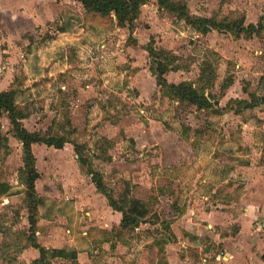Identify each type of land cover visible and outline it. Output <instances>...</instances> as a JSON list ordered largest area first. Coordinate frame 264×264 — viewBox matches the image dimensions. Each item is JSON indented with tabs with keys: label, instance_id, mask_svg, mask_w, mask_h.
I'll return each instance as SVG.
<instances>
[{
	"label": "rangeland",
	"instance_id": "374dc122",
	"mask_svg": "<svg viewBox=\"0 0 264 264\" xmlns=\"http://www.w3.org/2000/svg\"><path fill=\"white\" fill-rule=\"evenodd\" d=\"M183 1L211 23L264 18V0ZM5 7L0 90L23 91L22 125L83 144L111 194L129 188L151 213L123 228L73 143L33 145L37 223L24 192L0 199V264H228L236 246L241 264H264V30H199L158 0L140 7L133 28L79 0H0ZM148 46L173 56L169 83L192 84L214 105L180 102L158 85ZM1 123L0 182L22 191V144L7 114ZM34 239L76 250L77 262L41 260Z\"/></svg>",
	"mask_w": 264,
	"mask_h": 264
},
{
	"label": "trees",
	"instance_id": "16d2710c",
	"mask_svg": "<svg viewBox=\"0 0 264 264\" xmlns=\"http://www.w3.org/2000/svg\"><path fill=\"white\" fill-rule=\"evenodd\" d=\"M88 12L98 13L103 16L115 14L118 22L121 25H128L129 28L134 27V23L140 13V7L144 5L147 0H79ZM162 8H167L171 12L177 13L179 18L188 21L190 24H194L199 30L207 31L211 28V25L215 28H223L235 31L238 34L248 33L254 34L256 32H262L264 30V18L259 21L258 24H250L244 26L243 24H218L211 23L207 18H191L188 6L183 0H158ZM211 24V25H210ZM150 56L153 59L155 65V73L157 76V83L170 94H172L180 102H187L196 105L198 108H210L214 105L211 98L200 92L197 87L189 83L174 84L169 83L165 77V74L169 70L177 69L178 67H170L171 55L164 50H157L153 46L147 48ZM19 89L12 88L10 90H0V132L2 129L1 118L7 114L12 125V131L14 137H16L22 144L23 160L25 168L22 173L24 190L14 191L13 188L4 182H0V199L2 197L13 196L20 192H24L26 195V204L29 210V221L32 227H35L36 215L39 207L40 196L36 188V182L40 175L36 164V155L33 150V145H47L54 146L56 148H63L68 142L75 145L76 152L79 157L80 164L82 166H89V174L92 175L93 181L96 184L98 190H100L108 199L109 205L116 211L122 213V227L123 228H137L140 224L146 223L151 210L147 204L140 199L132 195L129 188H126L122 194L116 198L114 197L105 185L104 178L100 172H97L92 167L90 157L83 153L84 145L77 141H72L63 134H56L51 131V128L46 132H31L27 130L21 123V119L28 116L21 109L20 102L18 100ZM21 92V91H20ZM23 91L21 92V94ZM248 106H254L248 103ZM67 124L71 126V120L67 121ZM76 132V129L71 126V133ZM6 140V136L3 137ZM8 140V139H7ZM174 209H177V205L174 204ZM34 230V229H31ZM34 236V235H33ZM34 246L40 250L41 260L43 258H49L50 260L59 258L69 261L77 262L78 252L76 250H68L61 248H45L40 245L34 239Z\"/></svg>",
	"mask_w": 264,
	"mask_h": 264
},
{
	"label": "crops",
	"instance_id": "0c3cea01",
	"mask_svg": "<svg viewBox=\"0 0 264 264\" xmlns=\"http://www.w3.org/2000/svg\"><path fill=\"white\" fill-rule=\"evenodd\" d=\"M7 7H5V8H3V9H0V11L1 10H4V9H6ZM187 214V213H186ZM186 214H184V217L182 218V220L184 221L185 220V217H187L188 218V215H186ZM210 215L209 214H204V218L205 219H207V220H211V219H209L210 217H209ZM189 219V218H188ZM193 224H196V225H201V223H199V222H197V221H193ZM185 227H187L186 225H184ZM213 228L214 227V224L211 222V223H209V225H208V228ZM204 232H206L205 230H204ZM207 233H211L210 231H207ZM227 243H229V241H227ZM234 242H232V244H233ZM171 245H173V243H168L167 245H166V250L169 252V246H171ZM237 251H239V252H237V253H235V254H233L232 252H230L232 249L231 248H229L228 247V252H226V254H227V256H229V259H228V264H241L242 262H241V260H240V258H239V254L238 253H240V252H242V248H240V247H238V246H236V248H235ZM236 255V258H234V260H231L234 256ZM219 257V256H218ZM217 257V258H218ZM183 263H186V264H192V262L190 261H183ZM170 264H172V262L170 263Z\"/></svg>",
	"mask_w": 264,
	"mask_h": 264
}]
</instances>
